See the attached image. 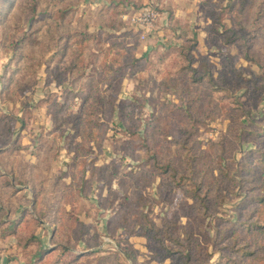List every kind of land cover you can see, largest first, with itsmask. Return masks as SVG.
I'll use <instances>...</instances> for the list:
<instances>
[{
  "label": "rangeland",
  "instance_id": "rangeland-1",
  "mask_svg": "<svg viewBox=\"0 0 264 264\" xmlns=\"http://www.w3.org/2000/svg\"><path fill=\"white\" fill-rule=\"evenodd\" d=\"M233 1L13 0L9 12L0 8L1 67L3 74L18 73L15 95L6 105L0 99V109L23 120L0 124V135L12 131L0 136V264H174L154 259L159 238L175 250H185L178 240L189 245L195 264L211 252L219 260L221 247L229 251L230 229L249 216L244 196L258 184L245 168L256 166L264 151V2L244 3L242 29L233 19L237 6L226 10ZM113 2L118 17L107 10ZM143 11L153 20L138 22ZM170 11H183L175 19L191 29L171 28ZM106 20L117 29L103 27ZM52 22L77 32L76 52H90L79 60L83 76L69 72L68 52L50 61ZM84 24L98 46L94 38L84 41ZM26 37L25 55L15 59L14 44ZM186 54L193 58L189 66ZM132 56L141 60L128 66ZM24 68L35 76L24 80L18 72ZM55 69L62 72L58 79ZM83 114L78 134L76 118ZM50 134L55 141L45 143ZM191 178L206 188L204 214L190 195ZM72 183L86 185L69 191L71 204L60 208L76 220L43 217L45 207L59 209L52 194L67 191L59 184ZM78 192L81 199L73 202ZM147 223L157 240L140 235ZM241 233L239 241H248ZM41 250L46 253L37 256Z\"/></svg>",
  "mask_w": 264,
  "mask_h": 264
},
{
  "label": "trees",
  "instance_id": "trees-1",
  "mask_svg": "<svg viewBox=\"0 0 264 264\" xmlns=\"http://www.w3.org/2000/svg\"><path fill=\"white\" fill-rule=\"evenodd\" d=\"M246 1L247 0H242V1L241 0H235V1L231 2L230 5L228 6V9H226L227 12H233L234 13L235 12V5L237 6V8H238L237 13L239 16H234L233 19H235L237 22H239L238 25L242 29L244 28V24L242 22H244L243 17L245 15L244 9L246 6L244 3ZM260 1H262V0H260ZM263 2H264V0H263ZM1 4L2 5L0 8L2 9V11L6 10L9 12L12 5H13V0H3V2ZM113 5L114 6L112 8L108 7L107 10L109 12L111 11V13H115V15H117L118 9H119L118 4H115V2H113ZM259 13H261L260 8L256 12V16H255L256 22L260 18ZM212 16H213V14H212ZM117 17H118V15H117ZM113 19H116V17H112L109 21H111ZM169 19L171 22L174 23V25L170 26L173 29H176V28H180L182 30L191 29L188 26L182 25L181 22H179L178 20L175 19L173 14H171L169 16ZM109 21L106 20V22H102L103 27H106L109 25L110 27H114V29H117L116 24H112L113 22H109ZM52 23L54 24V29L48 28L50 39H51V42L49 43L50 47L46 48L48 51H50L49 54H52L50 61L51 62H53L54 60L59 61L57 58L59 53L60 52H68L73 56V58L71 59L73 66H71L69 68V72L72 75L81 74L83 76L85 74V68L84 67H86V66H79V60L83 59L84 56L85 57L89 56L90 52H88V54L83 56V54L81 55L80 53L75 51L78 49V47L82 43L79 42V36L77 35V32H73L72 29L68 26V24L64 25L62 22H52ZM58 29H60V32H57ZM216 31H218L217 27H216ZM227 31H230L232 33H236V31L234 30L233 27L228 28ZM116 33H119V32L116 31ZM220 33H223V32H219V34ZM82 37L84 38V41H89V42H90V40H93V38H94V42H93L94 44L93 45H96V46L99 45V40L97 39V37L96 36L92 37L91 34L86 30V24H84L83 29H82ZM27 38L28 37H26L25 40H24V38H21V39L17 40V42L14 44L15 45V49H14L15 50L14 51V58L15 59H16V57L21 58L23 56L24 52L22 51V48H23V45L27 46V42H28ZM115 39H116V37H114L110 40V41H112L111 42L112 45H114V41L116 43ZM246 42H248V40H246L245 43ZM47 45H48V43L46 44V46ZM91 49L92 48H90V50ZM45 54L46 53H42V56H44ZM36 56L38 57V54H36ZM186 56L188 57L187 66H189L191 63V60L193 58H192L191 54H190V56L188 54H186ZM41 59H42V57H41ZM85 59H87V58H85ZM140 60L141 59H136V58L134 59L132 56V60H131V62L129 61L130 65H128V66H132L133 63L136 65V63H138ZM122 62H123L122 65L125 66L126 61L125 62L122 61ZM56 63L57 62H54L52 64H56ZM263 68H264V66H263ZM190 70L193 71V74H196L198 72V69H196V68H191ZM27 71H30V70L27 69ZM18 72H19V74H24L26 76V77H24L25 78L24 80H26L28 78V76H35L32 71H31V74L26 75L25 68L18 70ZM9 73H10L9 69L7 68L5 73L0 76V82L2 85V88L0 91V99L2 100L3 103L5 102L4 105H6V101L9 99L10 95H15L14 93H15L16 86H13V84L16 80L15 77L16 78L18 77L17 70H13V73H10V74ZM95 73H97V69L95 70ZM52 74H53L54 78L58 79V77H60L62 72L60 70L55 69L54 72L52 71ZM204 75L201 74L200 78L196 77L195 81L202 79V77ZM206 75L209 77V80H211V79L213 80L212 74L209 71L206 72ZM60 83L63 84L62 81H60ZM16 85L21 87L22 85L24 86L26 84L18 81L16 83ZM19 87H17V88H19ZM63 89L67 95L69 92H71V90H69L67 88H63ZM25 91H26V89H25ZM87 91L88 92L90 91L89 93L91 94L90 89L89 90L87 89ZM181 92L182 91H180V94H181ZM67 95H66V98H67ZM180 98H181V96H180ZM234 100L237 103H240L239 99H234ZM42 103H44L43 100H41L39 102V106H41ZM61 103L62 102H55L54 107L65 109V107ZM87 105L88 104H85L84 107L82 108V109H84L83 112L86 109H88ZM189 105H191V104H189ZM91 106H92V109L95 110L94 112H97L94 105H91ZM111 108L115 112V106H113ZM29 109L30 108L27 109L26 107L23 108L22 113L23 114L28 113ZM1 110L2 109H0V113H1L0 114L1 115L0 116V124L4 123L6 121H9L11 123L13 121H19L23 124V120L21 118H17V116H15L13 114H5V112H1ZM58 111H59V109H58ZM53 119H55L56 123L60 122V119L58 117H53ZM83 120L84 121L87 120V115H85V114L79 115L76 118L75 126L77 128L76 130H77L78 134L79 133L81 134L79 129L82 125ZM88 121L90 122V120H88ZM55 127H57V126H55ZM54 130L57 131V128H55ZM242 130H245V127H243ZM11 134H12V131L10 130V128H8V129L4 130V132H1L0 136L10 137ZM45 136H46V138H44L45 143H47V142L50 143V140L55 141V139H56V136H55V138H53L54 137L53 134H50L48 137H47V135H45ZM42 138L43 137L40 135L39 141H38L39 145H41L40 142H41ZM6 140H8V139H6ZM18 142H19V140H18ZM4 145H5V143H3V146ZM0 151H2V150H0ZM259 156H260V158L258 159V161H257L258 164L256 166L252 167L251 165H248V167L245 168V171L253 170V174H254L253 179L258 181V184H254V186H255L254 193L253 194L250 193L249 195L245 194V196H244L245 199H248V205H250L248 207L249 208L248 218L245 219L244 221L240 222L238 224V226L234 227L235 229H233V228L230 229V230H232L231 234H233V236H232V241L230 242V245H229V249H228L229 251L225 250L226 249L225 247H221L219 250V252H220L219 260H215V261L211 260L210 259L212 257V252H211L209 254L207 253V258L200 261L198 264H264V151H260ZM72 175H73V173H72ZM82 177L85 178V171H82ZM192 180H193L192 181L193 183L191 184L190 195L193 196L195 202H199L202 205V207H203L202 210H203V214H204V212L208 208V205L206 202V198L208 197L207 196L208 194L205 191L206 188L204 187V185L200 184L199 182L197 183L194 179H192ZM233 180H235V178H233ZM236 183H238V182H236ZM27 185L29 186V184H27ZM27 185H25V186H27ZM59 185H60V188L64 187V189L67 190L64 193H58L57 192L58 194L57 193L52 194V197L55 199L54 202L56 205H58L59 209L54 208V207H49V208L45 207L43 210L44 211L43 217H45L46 219L49 218V219L62 221V222L68 221V220H70V221L76 220L72 215L70 216L69 214H67V212L63 208H60V205L61 206L65 205L64 202L71 204L70 201H67V198L69 197V195H71V193H73L72 192L73 189L76 188V189H79L81 191L83 188H85L86 184L84 186H81V187L78 186L77 184H73V183L72 184H59ZM34 186H35V188H37L39 186H40L39 188H42V187L45 188L44 184H35ZM81 196L82 195L79 194V192L76 193L75 198H74L75 200L73 202H79L81 199ZM36 197H39V193H36ZM36 204H37V200H35V198H34L33 205L36 206ZM51 206H53V204ZM141 224H140V226H141ZM143 225L144 226H141L142 230L146 229V232H143L140 235L146 237L148 239V241H150L151 239L154 241H155V239L157 240L156 235L151 236L152 232H151L150 228H153V225L150 226V223L149 224L148 223L143 224ZM82 226L85 227L84 224H82ZM238 229H240V231ZM241 232H244V234L247 235V238L249 239L248 241H245V240L242 242L239 241V238L242 237ZM81 233H85V230H83V231L81 230ZM223 234H224V232H223ZM221 236L223 237L222 232L220 233L219 238H221ZM191 238L192 237H188V239H191ZM215 241H216V238H215ZM156 242L159 243V250L157 249L156 253H154V259H159L160 260L159 262L163 263L165 261V259L172 258L174 264H195V263L191 262L192 257L190 255L189 245H186V244L183 245L182 242L178 240L179 245H181L182 247H185V250H175V248L173 246H167V245L165 246L163 244L164 241L160 238ZM42 251L43 250H41V252L38 251L36 253V255L42 257L43 254L46 253V250H44L43 253H42ZM126 255L131 258L129 253L126 252ZM235 255L237 257H235Z\"/></svg>",
  "mask_w": 264,
  "mask_h": 264
},
{
  "label": "built area",
  "instance_id": "built-area-1",
  "mask_svg": "<svg viewBox=\"0 0 264 264\" xmlns=\"http://www.w3.org/2000/svg\"><path fill=\"white\" fill-rule=\"evenodd\" d=\"M146 12V11H145ZM144 11H143V13H142V18H139L137 21L138 22H144V23H147V22H149V21H151V20H153V17H154V15H150L149 16V14H152V13H150V12H146L145 13ZM149 13V14H148Z\"/></svg>",
  "mask_w": 264,
  "mask_h": 264
},
{
  "label": "crops",
  "instance_id": "crops-1",
  "mask_svg": "<svg viewBox=\"0 0 264 264\" xmlns=\"http://www.w3.org/2000/svg\"><path fill=\"white\" fill-rule=\"evenodd\" d=\"M174 12H175V11H174ZM174 12H173V11H170V12H169V15H171V14L174 13ZM180 13H183V11H181ZM180 13H179V11H176L174 17H178V16L180 15ZM185 17H186V16H185ZM180 18H182V17H180ZM183 21H184V17H183ZM1 65H2V63H1V60H0V76L3 75V69H2V67H1ZM0 86H1V82H0ZM23 131H25L24 128L22 129V132H23ZM39 136H40V135H38V137H37V140H38V141H39Z\"/></svg>",
  "mask_w": 264,
  "mask_h": 264
}]
</instances>
